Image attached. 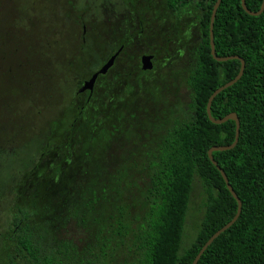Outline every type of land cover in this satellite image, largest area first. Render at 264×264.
I'll list each match as a JSON object with an SVG mask.
<instances>
[{
    "label": "trees",
    "instance_id": "obj_1",
    "mask_svg": "<svg viewBox=\"0 0 264 264\" xmlns=\"http://www.w3.org/2000/svg\"><path fill=\"white\" fill-rule=\"evenodd\" d=\"M216 2L164 0L176 16V37L182 40L166 53L147 32L144 16L139 28L124 14L112 23L104 19L95 40L109 45L107 57L93 41L86 42L90 27L83 20L90 13L83 6L78 21L86 34L69 66L78 62L88 67L87 52L91 77L124 47L108 72L99 75L92 95L86 91L81 96L78 88L84 82L77 76L72 100L41 131L46 143L34 166L25 175L0 177V264H192L209 238L232 220L237 200L208 151L232 144L236 123L210 121L207 103L216 89L237 76L241 61L219 62L211 53ZM262 2L246 0V5L258 11ZM19 4L0 0V95L5 97L31 84L26 76L36 82L42 74L39 67L25 69L35 66L31 58L21 64L16 41L26 27L18 28ZM127 6L144 11L137 0ZM37 9H46L43 0H32L31 12ZM186 13L198 23L192 51L178 28ZM26 23L34 27L36 19L28 15ZM214 36L218 56L238 55L246 62L242 78L220 92L211 108L214 118L235 112L240 120L237 145L213 156L243 205L237 222L214 240L198 264H264V11L253 16L242 0H222ZM183 48L186 59L176 71L170 64ZM145 53L155 55L152 70L142 69ZM25 102H17L15 116ZM17 120L8 135L0 134V145H12L15 134L24 136L27 128L21 129ZM196 181L205 192L204 211L194 240L182 251ZM70 225L85 232L82 242L60 236Z\"/></svg>",
    "mask_w": 264,
    "mask_h": 264
},
{
    "label": "rangeland",
    "instance_id": "obj_2",
    "mask_svg": "<svg viewBox=\"0 0 264 264\" xmlns=\"http://www.w3.org/2000/svg\"><path fill=\"white\" fill-rule=\"evenodd\" d=\"M34 1L37 4L42 3V0ZM128 2L130 3V0H43L46 9H37L31 12L32 0H20L16 9L20 11L17 18L19 20L18 28L23 25L26 28H24V36L15 43L17 45L20 43L18 53L22 56L20 58L21 64L25 65L27 58H31L35 61V66L27 65L25 69L30 70V68L39 67L42 74L39 75L36 82H32L31 76H26L25 81L31 82V84L25 83L23 91L18 95L7 97L0 95V134L8 135L10 127L16 123L17 118V123L21 124L19 127L21 129L27 128L21 138L15 134L16 138L13 137L12 145L5 147L0 145L1 178L10 177L13 173L19 176L25 175L34 166L46 143L44 134L41 132L42 129L45 131L50 120L56 117L62 107L72 100L78 77L82 80L90 78V65L92 63L89 53L84 52V60L89 65L88 67H81L82 63L80 62L82 61H79L80 64L76 62L72 67L69 66V60L74 55L75 50L80 48L83 41V24L82 21H78L84 9L83 6H87L90 13V16L86 15L83 20L90 27L86 42L93 41L91 42L92 45L95 44L102 57H107L111 48L107 44L101 46L96 43L95 36L106 25L104 19L109 17L112 23L114 22L112 18L125 13ZM158 8L162 10L160 2ZM28 15L30 18L36 19L34 27L33 25L31 28L26 26ZM183 16L188 24L185 36L188 41L187 49L192 51L197 45V39L193 38V32L198 28V23L195 15L191 13H186ZM94 20L97 22L95 23ZM28 38L30 39L28 40ZM44 38L50 43H45ZM185 50L186 48H183L182 55L171 62L170 67L172 69L179 71L181 64L186 59V54L183 52ZM164 72L167 74L168 70L165 69ZM32 76H37V73L32 71ZM47 86H49L48 91ZM181 91L185 92L186 90L184 88ZM50 93L56 96L52 99L47 98L46 96L49 97ZM28 94L32 95L27 97ZM83 99L82 97L79 101ZM29 100L35 102H27ZM16 101L18 103L26 102L20 104L19 111L16 112L15 116ZM204 197L203 186L200 181H196L183 236L182 251L187 249L195 238L197 225L204 211ZM60 236L66 239L70 238L75 242H82L86 234L76 226L70 225L60 231Z\"/></svg>",
    "mask_w": 264,
    "mask_h": 264
},
{
    "label": "water",
    "instance_id": "obj_3",
    "mask_svg": "<svg viewBox=\"0 0 264 264\" xmlns=\"http://www.w3.org/2000/svg\"><path fill=\"white\" fill-rule=\"evenodd\" d=\"M222 0H217V2L214 5L213 8V13L211 16V26H210V44H211V53L214 57L215 60L219 61V62H224V61H228L231 59H237L241 61V67L240 70L237 74V76L227 82L226 84L222 85L221 87H219L218 89H216L212 95L210 96L208 103H207V114L208 117L210 119V121H212L215 124H222L225 123L229 120H234L236 123V136H235V140L233 141L232 144L230 145H220V146H213L212 148L209 149L208 151V155L210 160L212 161V163L217 167V169L221 172L222 177L225 180V183L230 191V193L232 194V196L237 200L238 203V208H237V213L235 214V216L232 218L231 221H229L225 226H223L222 228H220L218 231H216L210 238L209 240L203 245V247L201 248V250L199 251V253L196 255L195 259L193 260L192 264H198L199 260L201 259L202 255L205 253V251L208 249V247L214 242V240L216 238H218L223 232H225L226 230H228L229 228H231L239 219L240 214L242 212V201L239 198L238 194L235 192L233 186L230 184L229 178L227 177L225 171L221 168V166L218 164V162L215 160L214 156H213V152L216 151H227V150H231L233 149L239 140V134H240V120L238 115L235 112H232L230 114H227L226 116H224L223 118H214L212 116V112H211V108H212V103L214 98L223 90L227 89L228 87L234 85L235 83H237L243 76L244 72H245V68H246V62L243 58H241L238 55H230V56H218L216 54V49H215V36H214V21L217 15V11L218 8L221 4ZM242 7L244 8V10L253 16H258L260 14L263 13L264 11V0L262 2L261 8L258 11H252L250 10L247 5H246V0H242ZM123 49V46L97 71L95 72L91 78H89L88 80H86L84 82V84L79 88V93H83L85 91H90L91 93L94 90L96 81L99 77V75H103L106 74L108 72V70L114 65L115 63V59L117 58V56L119 55V53L121 52V50ZM153 59H154V55L151 54H145L141 57V64H142V69L143 70H152L154 68V63H153Z\"/></svg>",
    "mask_w": 264,
    "mask_h": 264
},
{
    "label": "flooded vegetation",
    "instance_id": "obj_4",
    "mask_svg": "<svg viewBox=\"0 0 264 264\" xmlns=\"http://www.w3.org/2000/svg\"><path fill=\"white\" fill-rule=\"evenodd\" d=\"M159 2L162 5V10L160 8H158ZM137 5H143L140 8L141 9L143 8L144 11L140 12V10H139V13H138V9L135 11H132L129 9L125 10V13H123L125 15V18L127 20H129L131 25H134L137 28L142 26V21H141L140 17L144 16V18H147L149 20L146 24V27L149 29V31H147V32L148 33L150 32V34H151L150 37L155 39V43L157 42L158 44H160L159 49L161 51L163 50L164 53L170 52V51H166V50L170 49L173 42H175L177 40L182 41L180 37H176V32H177L176 16H175V14H173L172 12L167 10L165 3H164V0H137ZM144 6H145V8H144ZM134 19L137 21H135ZM84 27H86V26H84ZM187 27H188V24L185 21V18H182V22H180L178 24V28H179V33L182 34L185 41H186L185 36L187 33ZM85 34L86 33H84V35ZM195 34H196V31L193 32V37L195 36ZM123 47H124V45H123ZM145 54L154 55L153 53H145ZM145 54H143V55H145ZM154 59H155V55H154ZM154 59H153V62H154ZM98 70H96L95 72H97ZM95 72H93V74ZM85 81L86 80H83V82H85ZM78 90H79V88H78ZM92 93L90 92L91 95H92ZM81 94H82L81 96H84L86 94V91L81 93Z\"/></svg>",
    "mask_w": 264,
    "mask_h": 264
}]
</instances>
